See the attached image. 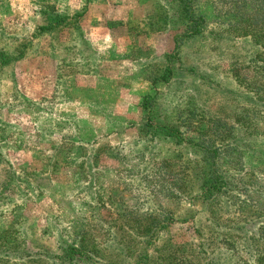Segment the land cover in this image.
<instances>
[{
    "label": "rangeland",
    "instance_id": "rangeland-1",
    "mask_svg": "<svg viewBox=\"0 0 264 264\" xmlns=\"http://www.w3.org/2000/svg\"><path fill=\"white\" fill-rule=\"evenodd\" d=\"M218 1L196 0L207 21L202 34L187 36L181 0H0V264H62V241L74 242L82 228L109 251L117 252L118 239L132 252L150 250L149 264L170 254L185 264L251 260L243 241L264 215L252 185L264 186V98L233 73L254 79L247 63L261 48L222 30L216 13L227 7ZM41 5L82 15L41 33ZM147 94L156 98L155 121L193 141L214 119L235 127L226 132L236 145L225 149L223 167L234 186L251 184L236 190L251 202L223 195L210 208L199 197L197 177L182 170L194 173L201 149L163 135L150 141ZM93 149L101 155L94 165ZM251 170L252 180L241 179ZM164 175L187 184L181 196L158 190ZM164 210L175 219L170 228L138 242L137 223ZM17 245L28 247L22 258Z\"/></svg>",
    "mask_w": 264,
    "mask_h": 264
},
{
    "label": "trees",
    "instance_id": "trees-1",
    "mask_svg": "<svg viewBox=\"0 0 264 264\" xmlns=\"http://www.w3.org/2000/svg\"><path fill=\"white\" fill-rule=\"evenodd\" d=\"M218 2L220 7L224 9L227 7V10L222 12L218 11L216 13L217 18L215 20L224 23L222 30L232 28L234 29L233 31L235 34L239 36L251 37L261 48L258 51V54L254 58H251V61L247 63V66H250L253 69L254 79L247 81L248 79H244L243 77V79L246 80L244 81L241 79L239 69H236V72L233 74L240 82H246L245 85L254 91L258 98H264V0H219ZM181 6L185 17L191 24V30L185 33V35L195 36L202 34L207 20L204 15L198 13L196 9V0H181ZM220 7L216 9H220ZM39 10L45 17V23L37 26V30L41 33L58 29L65 24H68L70 19L74 17L78 18L82 15V13H75L73 16L69 17L67 14H63L58 11L54 5H41ZM75 21H77V19ZM180 36H178L176 40V50L180 46ZM172 73L171 68L168 67L163 80H170ZM155 99L154 95L147 94L142 103V108L149 112L146 117V125L148 128L145 129V131L147 135H151L150 141H154L156 138H162L160 136L163 135L164 138H173L178 142L194 143L199 146L201 149V159L198 162L194 173L193 169H191V171L182 170L185 177H197L196 184L198 186V190L200 189L199 197L202 198L210 208L218 203V199L223 195H226L230 200L233 195H236L239 197L240 202L244 203V205L251 202L252 199L250 198L249 193H247V195L244 194V197H242L240 192H236L238 189H240V191L243 189V192H247L251 188V184L246 183L241 188L238 185L234 186L230 179L233 177L231 175V170L223 167V155L225 154V149L232 145H236L232 144V141L231 144L228 143L230 141L226 142V132L229 134L232 133V129L235 127L231 128L224 119L217 118L214 119L206 127V129L201 131L200 136L203 138L200 137V143L199 141H193L191 138L186 137L183 133L184 131L180 130L175 125L155 121V119L150 115L153 106L156 105ZM239 121L240 119H236L234 123H239L240 127H242V124L245 125V121L242 124ZM150 147L151 146L148 145L145 149H150ZM98 149H93L92 151V165H94V163L101 157ZM150 153L152 154L153 151H150ZM92 165L88 169L92 168ZM155 173H157V170H155L152 174ZM149 175L150 174H147L146 177ZM245 175H250L249 180H252L254 174L251 170L249 173L246 172L245 174L240 175L241 179H243ZM159 182L161 184V188L159 187L160 189L158 190L164 196H169L171 194L178 196V193L179 196H181L180 193L184 192L182 190L183 185L187 186L183 180L180 181L172 175H164L162 180ZM252 185L254 188V194L263 198L260 199L262 200L261 202H256L259 205H264V186L258 185V187H256L254 186V183H252ZM177 187L179 188V191L177 190ZM230 204L233 205V202ZM153 212L154 211L147 213V215H144L143 213V215L146 216V221L142 224L137 223V236H141L138 242L141 244L146 242V238L155 240L160 238L161 233L167 231V229L170 228V224L175 221L173 215L165 210L159 211L158 213ZM261 212L264 214V207H261ZM143 215H141V217ZM261 216H263V219L260 220L257 231L251 235H247V232L245 235L246 238H244L243 241L247 242L244 251L245 254H250L251 260H248V256L243 255V257L247 260L238 257V264H264V215H261L260 213L258 217ZM246 225L247 224L245 223V226ZM88 232L89 231H86L85 228H82L81 231L78 232L74 242L68 243L66 241H62L60 245L61 252L63 253V256L60 258L62 264H149L152 260L150 250L143 249L141 247L133 251L136 254L134 255L122 239H118L121 245L120 247H117V252L115 249L109 251L110 247H104L101 245V243L97 241V237ZM251 238H254L255 240L251 242ZM1 242L4 243L2 246H6V239ZM230 244H232L234 251L237 252L238 249L235 247L234 241L230 242ZM17 246L19 247H16L17 251L15 253L20 255V258H22L26 255L28 247H22L21 245ZM166 246L167 245H164L163 248ZM105 250H108L107 255L111 254L114 256L103 255L104 257H102ZM131 253L133 254L130 255ZM119 255H121L122 258L119 257ZM169 257H172V259L166 261L165 264H185V259H181L176 255L170 254ZM194 264L204 263L198 260L197 263ZM205 264L220 263L214 259H206Z\"/></svg>",
    "mask_w": 264,
    "mask_h": 264
},
{
    "label": "crops",
    "instance_id": "crops-1",
    "mask_svg": "<svg viewBox=\"0 0 264 264\" xmlns=\"http://www.w3.org/2000/svg\"><path fill=\"white\" fill-rule=\"evenodd\" d=\"M90 5H92L91 2H89V7H90Z\"/></svg>",
    "mask_w": 264,
    "mask_h": 264
}]
</instances>
